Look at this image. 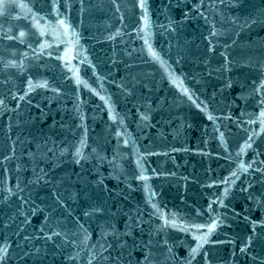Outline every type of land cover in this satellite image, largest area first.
I'll return each instance as SVG.
<instances>
[{"label": "water", "instance_id": "95a60500", "mask_svg": "<svg viewBox=\"0 0 264 264\" xmlns=\"http://www.w3.org/2000/svg\"><path fill=\"white\" fill-rule=\"evenodd\" d=\"M0 101V264H264V0H0Z\"/></svg>", "mask_w": 264, "mask_h": 264}, {"label": "snow or ice", "instance_id": "6c2138e0", "mask_svg": "<svg viewBox=\"0 0 264 264\" xmlns=\"http://www.w3.org/2000/svg\"><path fill=\"white\" fill-rule=\"evenodd\" d=\"M140 6L144 7V4L141 2ZM53 8H55V5H53ZM57 23L60 26H62L65 30H67V28L69 27L67 24H65V21L63 19L58 20ZM53 33H54V30H53ZM23 35H24V33L20 32V36L22 37ZM41 35H43V32H41ZM21 42H23V41H21ZM146 43H147V41H146ZM150 51H151V49H150ZM152 55L154 57H156L157 59L159 58L154 51L152 52ZM10 63L14 64L15 62H10ZM40 86H46V84L45 85H40ZM29 89L31 90V80L30 79H29ZM55 91H58V89H56ZM185 91H187V90L185 89ZM0 103H2V101H0ZM261 115H264V113H261ZM209 118L211 119V117H209ZM118 135H119V133H118ZM125 143H127V141H125ZM246 147L251 148V144H247ZM243 150L244 149L242 148L241 151H243ZM75 155L77 157H79L81 155V152H80L79 148L76 149ZM77 162H79V161L77 160ZM261 163H264V161H262ZM242 167H243L244 171H247L248 167H251V165H247V166H243L242 165ZM257 171H260V169H257ZM232 175L234 176L235 173H232ZM153 207H155V205H153ZM209 207H211V205H209ZM96 211H99V209H96ZM86 215H87V213H86ZM165 223L166 224L171 223L173 226H175V221L174 220L170 221V222L169 221H165ZM215 225H216V221L213 220L210 225H207V226H205V225H194L193 227H198V228L207 227L208 228V233H211V231L214 229ZM208 233H205L203 235L195 237V239L197 240L198 243H197V245L195 247L190 249V256L193 259L195 258L196 254L200 251V249L203 247V243L207 242ZM54 235H59V234L58 233H54ZM242 251H243V249H242ZM6 254H7V247L6 246H0V261H2L6 257Z\"/></svg>", "mask_w": 264, "mask_h": 264}]
</instances>
